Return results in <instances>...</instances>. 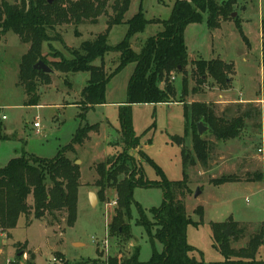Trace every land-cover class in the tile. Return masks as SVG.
Segmentation results:
<instances>
[{"label":"rangeland","instance_id":"rangeland-1","mask_svg":"<svg viewBox=\"0 0 264 264\" xmlns=\"http://www.w3.org/2000/svg\"><path fill=\"white\" fill-rule=\"evenodd\" d=\"M113 0H111L112 2ZM176 0H131L124 21L130 20L141 8L145 20H167ZM218 4L226 0H214ZM13 3V0H0ZM110 2V3H111ZM110 12V10H109ZM232 14H236L232 17ZM231 18L222 23L220 29H207V15L202 14L201 22L189 25L184 33L189 65L186 73V96L183 103L200 102L214 107L217 116H236L238 111L252 110L250 118L238 138L217 142L210 134L203 133V139L211 145L209 160L201 166L192 152V132L186 130L184 150L191 154L192 166L186 169L187 192L181 196L187 217L193 222L186 231L187 243L195 248V258L204 264L223 261L212 240V224L232 222L239 232L237 239L229 236L231 248H244L250 237L264 227V90L261 89L264 57V0H236ZM106 19L100 18L96 25L78 27L79 38L74 36L72 27L59 29L65 46L76 49L84 42L106 29ZM235 23L247 39L243 41ZM162 30L161 25H148L142 33L135 35L130 43L134 52H139L145 40ZM126 25L115 26L109 32L107 43L114 47L125 37ZM55 52L64 56L68 53L56 42L51 43ZM263 46V48H262ZM43 53L47 54L46 46ZM28 46L22 44L13 33L0 37V129L7 140H0V168L8 161L21 156H35L51 159L60 148L70 144L76 130L81 125L83 113L76 106L81 99V91L87 86L89 74L80 72L64 75L54 73L49 86H40L37 91V106H27V96L18 86V68ZM219 59L232 63L235 75L227 88H220L205 78V83L197 84L191 75V61ZM107 75L114 73L119 55L108 53L104 59ZM96 60L92 65L100 66ZM134 65L129 64L115 74L107 83L105 104L84 111L89 125H99V133L92 135L75 154H67L72 161H79L81 187L78 190L77 219L74 227L64 224L49 227L45 221H32L26 226L24 217L18 220L11 238L0 237V264H27L28 256L15 254L14 244H27L35 260L33 264H104L109 257L131 256L136 250L139 260L146 262L153 247L162 251L158 243L151 244L144 229L137 224L138 205L144 212L160 207L163 192L158 186L136 188L129 225L131 239L127 241L108 237L107 226L114 216L116 196L113 191L106 194V201L93 205L89 194H97L93 187L95 167L108 157L121 153L119 111L127 101V85ZM176 97L182 92V75L172 80ZM264 81V80H263ZM162 88V85H160ZM195 90L194 92H192ZM256 110L258 114H255ZM5 116L6 120H1ZM132 130L140 139V147L132 150L129 156L140 163L144 177L149 182H161L162 175L171 182H179L183 177L181 149L173 143L175 138H183L185 133L184 111L181 103L169 105H133L130 108ZM38 122L36 129L33 124ZM85 123V122H83ZM262 150L259 153L258 150ZM153 163L140 159V151ZM255 174L262 175L261 182H246ZM222 176H234L238 182L214 186L211 181ZM97 198V196H96ZM202 208V215L196 210ZM231 225L226 224L223 231ZM5 240L4 245L2 241ZM260 253L264 256V246Z\"/></svg>","mask_w":264,"mask_h":264},{"label":"trees","instance_id":"trees-1","mask_svg":"<svg viewBox=\"0 0 264 264\" xmlns=\"http://www.w3.org/2000/svg\"><path fill=\"white\" fill-rule=\"evenodd\" d=\"M13 0L0 5V37L13 33L19 41L28 46L18 68V86L27 96V106H37L40 86H49L54 73L64 75L86 72L89 74L87 86L81 91L80 107L83 113L81 125L76 130L70 144L62 147L51 159L32 155L13 158L0 168V233L11 238L18 220L25 218L26 226L32 221H45L49 227L64 224L66 228L74 227L77 219L78 190L81 187L80 168L67 154H75L92 135L99 133V125H89L85 121V112L105 104V91L109 80L129 64L134 65L133 73L127 85L124 107L119 111V124L122 144L121 153L108 157L95 167L96 180L93 187L97 189V199L103 203L106 194L113 191L116 196V208L108 224V237L127 241L131 239L129 225L125 223L130 216L133 192L136 188L158 186L163 192V200L158 208L144 212L137 206L139 219L151 244L158 243L162 251L154 247L146 262L139 260L136 250L131 256L107 258L104 264H204L195 258L196 250L187 243L186 231L193 222L187 217L181 196L187 192L188 177L186 169L192 166L191 154L184 150L183 143L186 130L192 132V152L198 163L205 167L209 160L211 145L199 136L196 125L202 123L217 142H227L240 136L246 120L252 110L238 111L234 117L217 116L210 104L192 102L183 103L186 96V73L189 65L184 33L186 28L201 22L202 14L207 15L206 26L210 31L220 29L222 23L231 18L236 0H226L218 4L214 0H176L167 20L144 19L141 8L130 20L124 21L131 0ZM110 10V12H109ZM106 19V29L93 39L82 42L78 48H67L59 29L72 27L74 36L80 37L78 27L88 24L96 25L100 18ZM126 25L124 39L111 47L107 38L115 26ZM161 25L162 30L149 37L139 52L131 48V39L142 33L148 25ZM243 41L248 45L241 28L235 23ZM264 32V20L261 22ZM59 43L68 56L55 52L51 43ZM44 46L49 50L43 53ZM108 53L119 55L118 66L111 75L104 69L103 59ZM100 60V66L92 64ZM43 62L52 72L44 74L33 69L37 62ZM191 75L197 84L205 83L210 78L220 88H227L231 76L235 75L234 65L219 59L210 61H191ZM264 67V57L262 56ZM175 75H182V92L178 101H174L176 90L172 80ZM162 85V88H160ZM264 90V82H263ZM193 90L192 92H194ZM181 103L184 111L185 133L183 138H175L173 143L181 149L183 177L179 182L167 180L162 172L149 161L141 150L140 159L154 166L161 176V182H149L144 177L143 169L137 159L129 152L140 147V139L132 130L130 108L133 105H169ZM85 111V112H84ZM258 114L256 110H253ZM85 122V123H83ZM0 140L7 137L0 129ZM261 174H255L246 182H261ZM234 176H222L214 179V186L238 182ZM202 215V208L196 210ZM232 227V238L237 239L239 232L232 222L212 224V240L215 248L223 257L222 262L213 264H264L260 253L264 246V227L254 233L244 248L233 249L229 237L224 236L223 227ZM154 246V245H153ZM15 254L27 255V264H33L35 256L27 250V244H14Z\"/></svg>","mask_w":264,"mask_h":264},{"label":"water","instance_id":"water-1","mask_svg":"<svg viewBox=\"0 0 264 264\" xmlns=\"http://www.w3.org/2000/svg\"><path fill=\"white\" fill-rule=\"evenodd\" d=\"M52 0H47L48 3H51ZM236 14H232V17H235ZM33 69L36 70V71H39V72H42L44 74H50L52 71L41 61L37 62L34 66H33ZM196 131H197V134L199 136H202L203 133H205L207 131V128L205 126H203L202 123H198L196 125ZM75 165L76 166H79V161H76L75 162ZM89 202L91 205H93L94 203L97 202V198L95 196V194L93 193H90L89 194ZM230 228L229 226L226 227V229L223 231V234L224 236L226 237H229L230 236Z\"/></svg>","mask_w":264,"mask_h":264},{"label":"crops","instance_id":"crops-1","mask_svg":"<svg viewBox=\"0 0 264 264\" xmlns=\"http://www.w3.org/2000/svg\"><path fill=\"white\" fill-rule=\"evenodd\" d=\"M262 48H263V46H262ZM262 56H263V54H262ZM261 67H262V79H261V85H260V86H261V89H262V85H263V82H264V81H263V80H264V67H263V65H262V58H261ZM4 117H5V116H4ZM5 120H6V117H5ZM0 237H1V238H6V235L0 233ZM6 239H7V238H6ZM2 243L5 245V244H6V241L3 240ZM17 257H18V256H17ZM9 263H11V261H9L8 264H9Z\"/></svg>","mask_w":264,"mask_h":264},{"label":"built area","instance_id":"built-area-1","mask_svg":"<svg viewBox=\"0 0 264 264\" xmlns=\"http://www.w3.org/2000/svg\"><path fill=\"white\" fill-rule=\"evenodd\" d=\"M1 120H5V117L2 116V117H1ZM33 127L36 128V129H39L40 125H39L38 122H36V123L33 124ZM258 152H259V153H262V150L259 149Z\"/></svg>","mask_w":264,"mask_h":264}]
</instances>
